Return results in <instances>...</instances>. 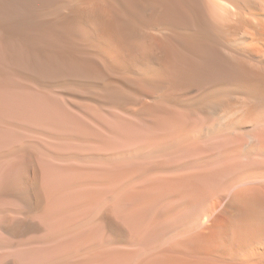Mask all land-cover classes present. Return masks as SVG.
<instances>
[{
	"label": "bare ground",
	"instance_id": "obj_1",
	"mask_svg": "<svg viewBox=\"0 0 264 264\" xmlns=\"http://www.w3.org/2000/svg\"><path fill=\"white\" fill-rule=\"evenodd\" d=\"M6 261L264 264V0H0Z\"/></svg>",
	"mask_w": 264,
	"mask_h": 264
},
{
	"label": "rangeland",
	"instance_id": "obj_2",
	"mask_svg": "<svg viewBox=\"0 0 264 264\" xmlns=\"http://www.w3.org/2000/svg\"><path fill=\"white\" fill-rule=\"evenodd\" d=\"M39 168H38L39 172H40V170L42 172V169L41 168L39 169ZM20 172H21V169L17 173L19 175H15V177L12 179V183L11 184H13L14 187H15V184H16L18 186V187L16 186L18 188V190H17V188L13 189L14 190L13 192L14 193L17 192V193L14 194L12 192L13 195L10 196V200L13 202V205L14 206H16L17 208H21V209H17L16 211L23 212L24 213V209H25L24 206L26 205L25 204L26 203V201H25L26 200V198H25L26 195L23 196V194H22L23 192L20 193L22 191L21 188H22V186H23L24 189L27 187V189H29L31 191L34 188L33 187L34 184L32 186H29L32 183L31 181H33L32 180L33 178H32L31 168H29L28 166H25L24 169H22L21 174H20ZM42 173H39V176H40L39 177V181L42 180V178H43L42 177L43 176ZM17 176H19V178ZM17 179H19V180L17 181ZM13 180L16 181V182H14ZM22 182L24 183V185L25 184L26 185L24 186ZM40 182H43V184H44V181L43 180L40 181ZM40 182H39V186L42 187V188H44V186H41L42 184ZM27 184H28V186H27ZM19 186H20V188H19ZM29 190H28L29 193H25V194H28L26 197H31L32 196V198H34V200H36V198H35L36 196H34L35 195L34 194L35 192L31 191L32 192V194H31V192ZM40 190L42 192V189L41 188H40ZM43 191H45V190H43ZM18 193H19V197L18 198H15L16 196H18ZM43 193H45V192H42V194ZM21 194H22L23 198H25V199H23L21 197ZM44 195H43V197H44V201H45V204H46V199H45L46 196H44ZM19 198H22L23 200L22 199L19 200ZM109 205H110V209H111V211H110L111 212V217L113 219V224H112V228L110 230V234L109 235H110L111 241L113 243H115L116 245H121V247H122V245H124V197L121 198L120 196L119 197H115L114 195H112V197L109 199ZM42 208H44V204H43ZM42 208H41V210H43ZM25 210L28 211V209H25ZM97 212H98V209L96 208L95 211H94V214H96ZM38 214L40 215L41 213H39V211H38L36 213V215H38ZM33 235H36V234H34V233L31 234V236H33ZM38 235H40V233ZM41 257L43 259L45 258V256L41 255V256L38 257V259L40 260ZM7 262L8 261L2 262V264H5V263L8 264Z\"/></svg>",
	"mask_w": 264,
	"mask_h": 264
}]
</instances>
